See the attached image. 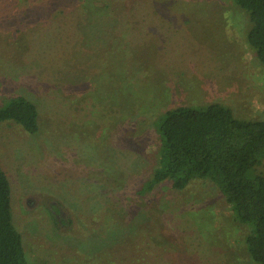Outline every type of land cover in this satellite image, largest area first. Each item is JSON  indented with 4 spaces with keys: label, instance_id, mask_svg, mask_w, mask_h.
Returning a JSON list of instances; mask_svg holds the SVG:
<instances>
[{
    "label": "rangeland",
    "instance_id": "rangeland-1",
    "mask_svg": "<svg viewBox=\"0 0 264 264\" xmlns=\"http://www.w3.org/2000/svg\"><path fill=\"white\" fill-rule=\"evenodd\" d=\"M239 8L0 0V101L23 94L39 111L36 135L0 122L30 264H258L250 226L212 182L139 192L158 165L154 121L165 110L219 101L264 119V65Z\"/></svg>",
    "mask_w": 264,
    "mask_h": 264
},
{
    "label": "trees",
    "instance_id": "trees-1",
    "mask_svg": "<svg viewBox=\"0 0 264 264\" xmlns=\"http://www.w3.org/2000/svg\"><path fill=\"white\" fill-rule=\"evenodd\" d=\"M249 19L247 41L264 65V0H233ZM239 8V9H240ZM11 120L29 135L39 131L36 103L23 94L0 101V122ZM159 136L158 165L139 192L168 181L183 189L195 179L212 182L250 230V257L264 264V119L238 117L225 103L182 104L154 121ZM0 264H30L16 227L11 184L0 163Z\"/></svg>",
    "mask_w": 264,
    "mask_h": 264
}]
</instances>
